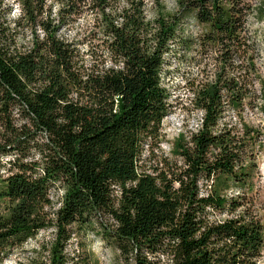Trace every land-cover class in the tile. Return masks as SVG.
<instances>
[{
  "label": "trees",
  "instance_id": "trees-1",
  "mask_svg": "<svg viewBox=\"0 0 264 264\" xmlns=\"http://www.w3.org/2000/svg\"><path fill=\"white\" fill-rule=\"evenodd\" d=\"M17 1L27 44L0 0V264L50 227L41 264H77L67 248L80 231H98L133 264H258L261 134L243 118L258 78L253 0ZM258 11L264 19V3ZM88 38L111 66L85 68ZM193 59L205 75L202 127L180 148L181 166L142 171L170 113L164 75ZM55 189L59 207L45 215Z\"/></svg>",
  "mask_w": 264,
  "mask_h": 264
},
{
  "label": "rangeland",
  "instance_id": "rangeland-1",
  "mask_svg": "<svg viewBox=\"0 0 264 264\" xmlns=\"http://www.w3.org/2000/svg\"><path fill=\"white\" fill-rule=\"evenodd\" d=\"M173 2V0H169ZM264 0H253L255 12L248 20V36L255 45V64L258 78L253 83V98L251 105L247 106L243 115L245 123L253 126L260 131V141L256 143L254 152L257 155V174L255 176V188L251 195L254 204L255 215L264 225V19L259 17L258 9ZM8 15V23L11 28L18 29L23 41L27 44L31 38V30L28 27H20L16 22L20 20L21 4L17 0H5ZM20 10H19V9ZM88 15L83 21H89ZM23 25L25 24L22 22ZM17 25V26H16ZM22 25V26H23ZM194 32L198 28L192 25ZM83 37V36H82ZM87 43L82 45L83 63L86 69L94 71L101 70L106 64L101 53V47L97 40L86 39ZM170 73L164 75V84L170 95V113L165 118L159 140L144 148L139 166L142 171L148 173L156 170H166L170 166L178 164L181 166L182 159L179 156L180 148L186 146L190 140L191 134L197 132L200 128L203 112L198 109L196 101L197 86L205 81V75L202 68L194 59L190 62L178 64L173 60ZM212 74V73H211ZM238 122L239 118L236 112L230 110L227 114V121ZM7 168L0 170V175L7 176ZM230 193H234L231 191ZM62 191L55 189L51 193L53 206L45 209V215H51V212L59 207ZM7 202L0 201V216H6L8 213ZM44 216V215H43ZM226 215L216 214L217 219H224ZM46 224L48 218L44 216ZM104 222L112 224L109 218H104ZM98 231L89 233L81 232L74 235L70 241L67 252L71 256H76L77 264H133L131 260L126 259L113 246L100 237ZM55 238V229L50 227L41 231L38 236L30 239L23 247L14 249L3 264H41L48 260L47 250ZM163 263L166 260H162ZM258 264H264V250Z\"/></svg>",
  "mask_w": 264,
  "mask_h": 264
},
{
  "label": "built area",
  "instance_id": "built-area-1",
  "mask_svg": "<svg viewBox=\"0 0 264 264\" xmlns=\"http://www.w3.org/2000/svg\"><path fill=\"white\" fill-rule=\"evenodd\" d=\"M19 9V8H18ZM20 10V9H19ZM202 123H203V117H202V119H201V123H200V128L202 127ZM199 128V129H200Z\"/></svg>",
  "mask_w": 264,
  "mask_h": 264
}]
</instances>
